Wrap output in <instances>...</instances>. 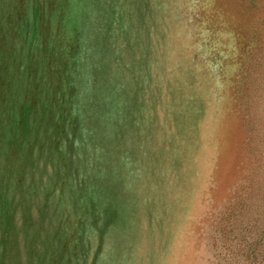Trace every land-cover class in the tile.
<instances>
[{
  "label": "rangeland",
  "instance_id": "rangeland-1",
  "mask_svg": "<svg viewBox=\"0 0 264 264\" xmlns=\"http://www.w3.org/2000/svg\"><path fill=\"white\" fill-rule=\"evenodd\" d=\"M0 264H264V0H0Z\"/></svg>",
  "mask_w": 264,
  "mask_h": 264
}]
</instances>
